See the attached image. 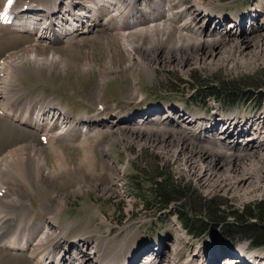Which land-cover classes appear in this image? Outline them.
Instances as JSON below:
<instances>
[{"label":"rangeland","instance_id":"374dc122","mask_svg":"<svg viewBox=\"0 0 264 264\" xmlns=\"http://www.w3.org/2000/svg\"><path fill=\"white\" fill-rule=\"evenodd\" d=\"M48 1L46 4L49 5L54 0L49 3ZM94 1L92 0V4ZM174 1L178 0H171L172 3ZM144 2L146 0H136L134 7L139 9ZM151 2L153 14L162 15L165 0H150L147 3ZM196 2H199L201 7H197ZM132 4L133 2L130 1L128 5L132 6ZM145 7L149 8L142 6L141 9H146ZM183 7L187 9V17L183 20L184 13H182V15L177 14L175 19H179V23L183 24L188 18L190 23L186 26L189 30L183 31L180 28V32L177 33L176 28L172 27L166 45L155 43L145 31L135 33L142 47L137 48L136 56H139L137 57L139 59L142 57L143 63H140L136 56L135 59H131V52L127 51L118 38L112 39L111 36H107L115 35L117 29L113 30V34V31L108 32L106 28L101 30L102 26H96L89 34L64 42L56 40L41 43L38 64L28 63L23 54L24 49H21L23 45L33 43V39L23 37L9 29H0V57L5 51L17 49L19 46L21 47L17 50H21L20 53L23 54L14 56L19 66L13 68H19V71L12 80L10 95L7 97L8 93L4 94V103L7 104L9 101L7 106L16 112L20 107L30 106L32 109L35 105L46 106L49 101L59 102L63 108L68 109L70 117L68 121L73 132L71 137L57 141L54 148H47L40 145L37 133L25 130L9 119L0 117V153L17 143L18 145L35 144V148H30V152L32 150L33 155H39L43 161L42 165L37 161L27 162L24 166L20 165L22 163L18 165L7 163L4 164L6 166L4 172H0V184L8 192L4 199L0 198L3 200L0 201V208L10 211L6 212L9 215L7 221L0 225V239L3 240L0 242H3V245L10 241V236L20 223L23 224L22 231H25L21 233L23 240L28 236L25 233L32 235L36 227L39 229L42 227L48 216L54 215L58 216L55 221L63 227L62 230H66L67 239L87 237L92 246L100 247L101 262L110 257L114 260L111 261L112 263L124 264V258L127 257L129 263L143 264L147 257L143 256L149 253L156 256L152 258V262L158 260L164 264L173 250V245L179 243L180 251L185 255L200 248L206 256L212 254L215 257L218 254L216 264H241L226 258L224 255L226 251H223L217 242L218 232L219 228L235 224L236 212L258 202H264V171L260 175L261 181L251 183V180L250 184L248 182L244 184V188L248 186L251 188L238 190L235 184L239 187L237 179L241 177L237 174V170L257 169L258 165L252 164L253 160L250 158H239L235 162L236 157L232 159V163H228L230 158L225 155L226 152L217 149L225 145L222 142L213 143L211 139L215 138L214 136L208 137L211 144L199 140L201 138L206 140L202 133L182 142L183 135H175L171 132L172 129H178L180 124L166 117V111L171 109L172 113L179 118L182 117L183 121H187L186 118L191 119L189 113L193 115L200 113L196 115L197 118L193 116V119H198L194 126L204 128L208 125L204 118L209 117L204 113L210 110L217 108V112L223 115L225 120L230 116L240 120L252 114L257 103L261 104V107L264 106V77L257 73L259 70H264V42L261 46L252 45L258 35L264 33V0H183ZM141 9L136 16H133L138 23L147 21ZM205 9L218 18L223 16L225 21L220 22L221 20L218 21L217 18L209 20L206 17L207 12L203 11ZM100 12L102 19H105V11L100 9ZM229 15L240 17L239 20L235 18L236 20L233 21L236 23L233 24V29L232 23H229L231 22ZM133 18H129L124 24L135 22L132 21ZM190 18H193L194 23ZM130 26L131 24L125 27ZM98 30L103 33H98ZM208 31L220 32L219 34L223 35L231 32L251 44L243 53L229 51L224 54V58L216 52L212 65L209 64L210 56L205 63L199 59V63L196 64V55L189 56L191 58L188 63L182 65L181 57H177L173 50L171 51L178 45V38L193 48L198 38ZM157 36L161 40V35ZM232 43L233 38L227 45L231 46ZM157 50H161L162 53L169 51L176 62L172 65L170 63L164 65L161 62L157 64L152 62V67L147 65L148 61L144 59L150 60L149 55H154ZM52 53L59 56L60 60L47 66L46 61ZM151 69L153 72L150 73ZM104 75L109 79H107L108 83L106 81L103 83ZM223 84H238L243 87L242 93L247 94L238 101L212 99L214 96L219 97L212 87H221ZM13 90L18 94L13 93ZM137 91L144 95V102L141 104H138ZM256 95L261 99L260 102H255ZM24 101L28 104L27 102L24 104ZM98 101L105 105L106 110L99 114L101 117L97 118V122L101 124L103 117L105 121L101 125L95 124L96 127L91 128L83 137L78 130L80 126L76 125L77 121L81 120L84 113L90 117L97 115ZM116 109L122 112L118 119L122 121L121 123L124 122L119 126L123 129L119 136L104 131L105 128L102 127L109 122L111 124L113 121H119L117 119L110 121V117H107L116 114ZM145 112L155 114L151 113L150 116L145 117L143 115ZM160 119L167 121L160 123ZM86 120L88 121L89 118ZM175 120L177 118H174ZM136 124L144 130L142 133L126 130ZM220 126L222 127V124ZM235 131L237 133L239 130ZM248 135L251 134L243 135L241 144ZM85 137L95 151V163L91 167H83L85 151L83 152L78 146ZM203 147H210L208 149L223 153L218 157L216 152H212L211 156L218 157L223 165L221 164L217 169L218 176H213V181L207 185L202 184L199 175L190 171L192 164L198 167L205 161L208 163L202 166H213L210 159L199 163L200 158L197 155L203 151ZM59 155H62L61 159L58 158ZM2 166L0 165V170L4 167ZM102 168L105 170L102 171ZM226 170H229L230 174ZM159 174L169 175L178 184L194 191L193 198L182 204H185L184 207H189V215L195 218V222L198 223L201 219L204 223L203 226L202 222H199L203 227L197 236L191 237L187 234L183 219L169 213L173 212L179 203H171L166 209H159L158 204L147 206L148 201L151 200L154 179L161 178ZM202 178H207V175ZM216 179L222 183H218ZM3 185L7 186V189ZM204 200H212L214 204V209L208 215L200 210L199 204ZM28 204L31 210L26 209ZM8 206L10 208H7ZM60 207L61 211L58 212L57 208ZM14 216L18 221H14ZM101 217L105 222H101ZM214 221H217L218 225L209 223ZM239 236L236 233L235 237ZM158 240L164 242L166 247L156 253ZM36 243H32V246L40 254L45 253L44 250H39V244L35 245ZM240 243L248 245L246 240ZM43 247L48 248V245L44 244ZM246 253L253 257H263L264 249L248 248ZM10 254L0 249V264H32L24 254Z\"/></svg>","mask_w":264,"mask_h":264},{"label":"bare ground","instance_id":"6f19581e","mask_svg":"<svg viewBox=\"0 0 264 264\" xmlns=\"http://www.w3.org/2000/svg\"><path fill=\"white\" fill-rule=\"evenodd\" d=\"M56 1L57 0L52 1L50 3L52 5L46 4L47 9H50L52 7L55 8ZM61 1L63 4V8L58 10V12L56 13L57 14L56 17H54L51 22L49 19H47L45 21L46 23L50 22L49 25H47V27H49L53 31V34H48V35L44 34V36H42L41 33L38 34V37H36V40H35L36 41L35 45L32 47V50L30 49L31 53L27 58L28 62H32L33 64H38L40 62V60L36 54V52H37L36 46L39 45V42L46 43L48 41L54 42L56 40H58V41L63 40L64 41V40H67L68 38L72 39L75 35H81L84 33H89L92 30V28L97 26L99 23V19L101 17L100 9H103L106 13L105 19H101V20L105 21L104 25L106 27V30L108 32H111V31L117 29V30H115V32H116L115 35H111V34L109 35L106 32L108 34L107 36H109V37L111 36L112 39L118 38L123 43V45L125 46L127 51L129 53L131 52L130 53V54H132V55H130L131 59H133L136 56V50L138 51V49H140V47H141V45L138 43V40L136 38L135 33L145 31L146 33H148V36L152 41H154L157 44H161L164 46V45H166V41L168 39V36L171 34V31H172L171 26L167 23V21H165L164 19H161L160 17H158V15L153 14L152 12H150V15H151L152 21L155 23V25H154V23H151L153 25L152 28H148V29L147 28H141L140 29L139 23H138V21H136L137 20L136 17L134 20L133 16H136V14L139 12V10L141 9V7L143 5L139 9L134 8L133 5H134L136 0H128V1L133 2L132 6L126 5V6H124L125 8H123V9L119 8L118 7L119 3L118 2L115 3L114 0H100V2L97 1V3H95V1H96L95 0L94 4H92V0H89V1L88 0H61ZM48 3H49V1H48ZM0 4H2V2H0ZM90 4H92V6H90ZM195 5L197 7H201L199 2H196ZM39 6H41V5H37V7H39ZM145 8L149 9L148 7H145ZM127 16H129V17L126 20ZM129 18H133L132 21H135V22H130L128 25L131 24V26L125 27L128 25H125L124 23L126 21H128ZM236 19L239 20V18H236ZM190 20L192 23H194L193 18H190ZM116 24H119V25H116ZM234 24H236V23H234ZM181 30H182V28H181ZM211 31H213V30H211ZM211 31L203 33L202 36H200V38H198V41H196L194 43L193 48L190 46V44L184 43L181 38L177 37L179 43H177L178 45L176 47H173V49H171V51L173 50V52L177 55V57H181L182 65H186L188 63L189 58H191L189 56H191V55L192 56L196 55V61L194 60L196 64L199 63V59L203 61L202 63H205L206 61H208L207 60L208 56H210L209 57L210 58L209 64L212 65L214 62L215 56H216V52L220 53V57L224 58L223 56H225L229 51L231 53L236 52L237 54L243 53V51L251 44L249 42L246 43L244 39L239 38L238 36H236L235 34H233L231 32H226V34L223 35V34H219L220 32H217L218 33L217 34L215 31L213 33H211ZM207 33H211V34H207ZM158 34L161 35V37H162L161 40L158 39V36H157ZM216 35H218V36L213 37ZM232 38H233V43L231 44V46H228L227 44L230 41V39H232ZM263 42H264V33L258 35L257 40H255L254 43H252V45L254 46V45L259 44L261 46V44ZM140 51H142V50H140ZM147 52H150V51H147ZM137 57H139V56H136V58ZM149 57H150V60L144 59V61L145 60L148 61L147 65H149L151 67L153 66L152 62H156V64L161 62L164 65H169L168 63H170L172 65L174 62H176L175 57L169 51H165L164 53H162L161 50H157L154 55L151 56V54H150ZM14 59H15L14 56H10L2 63L1 71L4 72L5 76L10 77L13 73L12 70H15V68H13V66H19L18 64H16V61H14ZM137 59L139 60L140 63H143L142 57H140V59L139 58H137ZM59 60H60L59 56L57 57L54 53H52L50 55V57L47 59L46 65L48 66L50 64H55V63L59 62ZM11 63H15L16 65L15 64L11 65ZM144 64H146V63H144ZM151 72H153L152 69H151L150 73ZM14 78H15V76H14ZM107 79L108 78H106V76L104 75V77L102 78V81L104 82ZM5 83H6V79L0 78V85H3V87L0 86V94L2 95V97H0V107H1L0 109L2 111H4V114L6 116H7V114H10L9 116H13V118H20L21 112L18 114H13L11 111L7 110L9 108L7 106L9 101H7V104L4 103L5 100H4L3 96L5 94V92H4ZM40 111L41 112H45V111L48 112V108H45L44 110H40ZM40 111H38L36 113V117H35L34 121L32 123L30 122L31 127L34 129L40 128L39 120H40L41 116H37ZM22 119L23 118H21V120H20L21 122H23ZM84 119L83 120L85 122H87L86 118H84ZM230 119L233 120V118H230ZM23 120L25 122H27V117L24 118ZM92 121L93 120L89 119L87 123H85V124L79 123L78 126H80L82 130L85 129V133L87 132V134H88L90 129L94 128V126H95V123ZM180 121L181 122H178V123L180 124L179 128L181 129V131L178 128L176 130L172 129L171 132L174 133L175 135H183L184 138H183L182 142L185 139H191L194 136H198L199 133L200 134L202 133V131L198 132V130L195 129L193 126V124L195 123L196 120L190 121L187 123L184 122L183 119H180ZM216 121H219V119H216ZM178 123L176 122V124H178ZM212 123H214V125L216 126L215 119L212 120ZM109 124H110V122L107 124H104L102 126L103 128H105L104 131L111 132L112 134H115L116 136H119L123 132L122 127H119L123 124V123H121L120 120L119 121H113V122H111L110 125ZM260 125L262 126V124H260ZM221 128H223V127H221ZM126 130H134V132H141V133L144 131L140 128V126H138V124L133 125L131 129H126ZM235 130H239L235 135L232 134V131L230 130V128L223 130V131L221 130L219 132V134L216 133L215 135H219V137H220V138L219 137L216 138V141L219 140V142H222V144L225 145V147L222 146V148H224L223 152H226L225 155L228 158H230L228 163H230V162L232 163V161H233L232 159L236 157L235 162H237L239 158H250L251 160H253L252 164L258 165L257 169L243 168L241 170H237V174H239V176L241 178L237 179L239 187H236L237 184H235V188L240 190L241 188L245 187L244 184H246V182H248V184H250V182L252 180L251 183H255V182L258 183L262 179V176H260V175H262V173L264 171V136H263V138H259V136L256 135V133H255L253 136L243 140V141H245V142H243L244 143V145H243V143L241 144V141H242L241 139H242L243 133H244L243 129L237 128ZM149 132H150V130H149ZM161 132L163 134V131H161ZM210 133L211 134L215 133L214 128H211ZM62 134L68 135V134H70V131L69 130H62L61 132H59L55 135H62ZM263 135H264V131H263ZM46 136H47L46 144L51 145L52 144L51 142L54 139V137L52 135H47V134H46ZM164 139H165V137H164ZM201 139H203V138H201ZM220 139H222V140H220ZM234 141H236V142H234ZM83 142H85V141H83ZM184 144L186 145V143H184ZM84 147H85L84 151H86V152H85V159H84V162L82 163V165H83V167L84 166L91 167L95 163V154L93 153V151L91 149L87 150V148L89 146L85 145ZM30 148H32V147L25 146V148H23V147H17L16 148L15 147L14 149H11L8 153L5 154V156L4 155L1 156L0 165L4 166V164H7V163L13 164V165L14 164L18 165L19 163H22L20 165L24 166L25 163H27V162L32 163L34 161H37L42 165L43 161H42V159H40L41 157H39V155H36V154L33 155L34 153L32 150L30 152ZM208 148H210V147H208ZM208 148L203 147V151L200 150L201 152L198 153L197 157L200 158L199 163H200V161L204 162L205 160L210 159L211 160L210 162L212 163L213 166H211V165L202 166L203 164H205L207 162V161H205L204 163L199 164L200 167L199 166L198 167L200 169H198L197 166L192 164L191 165L192 169L190 170L191 173H194L195 175L196 174L199 175V178L201 179V182L204 185H207L210 181H213V178L215 176H218V170L217 169L222 164L218 157H221L220 155L223 153L221 151H214V150L212 151ZM194 152L195 151L193 149V153ZM212 152H216L219 156L218 157H212L211 156ZM58 158L61 159L62 155L61 156L59 155ZM228 158H226V159H228ZM197 164L198 163H196V165ZM5 167L6 166L1 168L0 172H4L3 170H5ZM226 171H228V174H230L229 170H226ZM241 173H242V176H241ZM206 175H207V178H202ZM200 179H198V180H200ZM215 181L218 182L217 179ZM218 183H222V182H218ZM248 188H251V187L248 186V187L244 188V190H246ZM1 192H3L2 199H4L6 197V195L8 194V192L0 184V193ZM2 199H0V201ZM7 208H10V207L8 206ZM6 212H8L7 209L2 210L0 208V219L1 220H4L7 218V216H9L8 213L10 211L8 213H6ZM21 227L22 226L20 224L18 226L17 230L13 233V235L10 236V238H11L10 241L7 242L5 245L2 244L3 242H0L1 245L6 247V248L18 249L21 251L29 250V255L33 259L34 263L40 264L41 261L45 258L47 252L40 254L37 251V249L34 246H32L33 235H31V234L25 233L28 235L27 238H23V240H21V229H22ZM63 232L64 231L62 230L61 233H63ZM39 235H40V233H38V236ZM42 238H43V236L41 235L36 242L38 244L41 243L43 240ZM37 243L35 245H37ZM244 244H246V243H244ZM243 246H245V245H243ZM173 252H174V250H173ZM195 252H196V254L194 253L191 255L192 259L199 260L200 257L203 258V255H200L199 251H195ZM95 253H98V249L96 247H94L93 249H91V248L87 249L86 247H82V249H81V261H79V258H77L75 256L73 258L65 257V263L66 264L67 263H69V264H94V261H93V258L91 257V255L95 254ZM220 255H221V253H220ZM216 257L219 258V255L217 254L215 257L213 256V258L211 257L212 260L210 258H208L207 263L199 262V264H216L218 262V259H216ZM249 258L251 259V257H249ZM126 260H124V264L127 262ZM254 260H257V258L255 257ZM52 264H57V263L53 261Z\"/></svg>","mask_w":264,"mask_h":264},{"label":"trees","instance_id":"16d2710c","mask_svg":"<svg viewBox=\"0 0 264 264\" xmlns=\"http://www.w3.org/2000/svg\"><path fill=\"white\" fill-rule=\"evenodd\" d=\"M257 73L264 77V70H259ZM212 88L217 91V96L226 100L238 101L247 94L242 93L243 87L238 84H223L221 87ZM255 99V102L261 101L257 95ZM260 106L261 104L257 103L255 108H259ZM159 177L161 178L158 179L157 177V179H154V185L151 189V200L148 201L147 206L158 204L157 207H160L159 209H166L171 203H179L171 213L183 219V224L190 234L198 235L204 226L203 221L200 219L198 223L197 221L195 222V218L189 215V207H184L185 204H182L193 198L195 195L194 191L178 184L169 175L159 174ZM211 201L204 200L202 201L203 203L199 204L202 213L208 215L214 209V204ZM235 214L237 217L235 224L227 225L222 229L219 228L218 240L221 239V241L230 245H233L237 239L249 240L251 248H264V202H258L255 205L245 207L242 211H238ZM251 219H253L252 222ZM199 222H202V227L199 225ZM209 223L211 225H218L217 221ZM236 233L240 236L235 237Z\"/></svg>","mask_w":264,"mask_h":264},{"label":"snow or ice","instance_id":"6c2138e0","mask_svg":"<svg viewBox=\"0 0 264 264\" xmlns=\"http://www.w3.org/2000/svg\"><path fill=\"white\" fill-rule=\"evenodd\" d=\"M8 3H9V5H11V3H12V0H8Z\"/></svg>","mask_w":264,"mask_h":264}]
</instances>
